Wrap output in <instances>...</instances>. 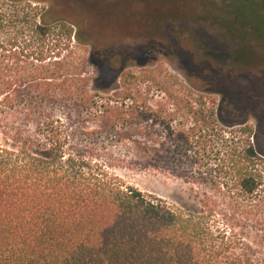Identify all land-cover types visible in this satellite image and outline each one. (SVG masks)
Returning <instances> with one entry per match:
<instances>
[{"label":"trees","instance_id":"16d2710c","mask_svg":"<svg viewBox=\"0 0 264 264\" xmlns=\"http://www.w3.org/2000/svg\"><path fill=\"white\" fill-rule=\"evenodd\" d=\"M201 1L208 9L181 6L187 28L209 21L231 44L213 52L192 38L186 59L224 70V92H242L234 75L252 69L236 62L240 37L228 35L242 22L231 0ZM32 10H0V264H264V122L247 123L248 103L221 108L201 95L187 110L190 125L171 128L173 112L163 114L162 103L142 107L130 100L137 75L125 69L119 46L96 44L88 24L45 10L19 41L25 25L16 22H26ZM223 10L232 11L225 25L218 22ZM162 36L158 42L169 43L171 36ZM241 40L264 49L259 37ZM259 87L263 93H250L254 100L264 97V84ZM156 121L167 127L161 142ZM109 133L131 147V157L106 147ZM167 138L182 142L176 145L191 162L217 157L216 195L204 189L192 205L170 203L114 172L127 162L157 166Z\"/></svg>","mask_w":264,"mask_h":264},{"label":"rangeland","instance_id":"374dc122","mask_svg":"<svg viewBox=\"0 0 264 264\" xmlns=\"http://www.w3.org/2000/svg\"><path fill=\"white\" fill-rule=\"evenodd\" d=\"M203 3L208 9V3L201 0H0V10L28 5L33 8L26 22H16L25 25L19 29L21 32L18 34V39L22 42L27 37L30 23L38 19V15L45 10L73 25L88 24L96 44L109 43L114 47L119 46L123 51L125 69L137 75L136 79L133 78L130 82V100L142 107L162 103L165 109L163 114L166 111L173 112V115H168L171 128L190 125L191 117L187 110L201 95L206 96L205 99L211 100L215 105L220 104L221 108H225L223 106L226 104H240V100L248 103V108L243 109L247 114V123L253 128H258V123L264 122V97L254 100L250 93L256 92V89L263 93L259 86L264 84V49L259 45L250 46L241 39L244 35H252L254 38L259 37L261 45L264 44V0H231V9L238 20L251 25L255 30L253 32L248 28H241L242 23H239L236 29L231 28L232 31L229 29V36L240 37L238 45L233 46L236 49V62L247 61L252 69L251 74L234 75L236 80L233 84L235 87H241L242 92L232 90V94L224 92L225 88H229L225 86L229 76L227 78L222 74L224 70L215 66L212 68L209 63L191 66L186 59V46L192 42V38L202 47L201 50L208 49L213 52L224 51L231 44L225 32L215 28L209 21L193 23L187 28V19L183 16L182 8L188 11L187 7H198ZM228 8L230 9L222 7ZM232 11L217 12L221 17L218 22L225 25V20ZM208 13L210 17H218L216 13ZM233 21L235 22V19ZM7 23H4L3 28L8 27L5 25ZM157 26L162 29L161 32L156 30ZM164 33L171 36L169 43L158 42ZM78 50L84 53L85 47L79 46ZM201 53L199 52V55ZM135 55H139L143 61L137 63ZM242 66H245V63H239V67ZM205 69L207 71L201 72ZM187 74H191V78ZM258 78L262 82H259ZM221 94L224 95L225 101ZM146 122L144 120L141 124ZM158 122L156 121L154 126L161 133V142L167 127ZM230 129L231 127L225 128L227 133ZM232 129L236 132L237 127ZM111 136L109 133L105 140L106 147L117 157H123L124 154L128 158L131 157V147H126L125 141L116 142L110 139ZM166 140L162 146L166 155L158 157L157 166L143 168L131 166L127 162L115 165L114 172L125 182L170 203L192 205L195 197L204 189L216 195V185L219 183L218 173L214 171L217 157L209 153L204 159L191 162L190 153L185 154L184 147L178 146V143L182 142L175 138ZM80 141L84 142V139L81 137ZM128 144L131 145L130 142Z\"/></svg>","mask_w":264,"mask_h":264}]
</instances>
